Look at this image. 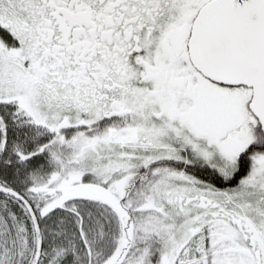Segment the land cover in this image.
<instances>
[{"label": "snow or ice", "instance_id": "obj_1", "mask_svg": "<svg viewBox=\"0 0 264 264\" xmlns=\"http://www.w3.org/2000/svg\"><path fill=\"white\" fill-rule=\"evenodd\" d=\"M0 264H264V0H0Z\"/></svg>", "mask_w": 264, "mask_h": 264}]
</instances>
